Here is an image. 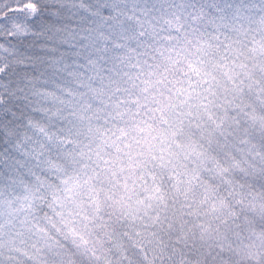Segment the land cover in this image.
<instances>
[{"label":"snow or ice","instance_id":"snow-or-ice-1","mask_svg":"<svg viewBox=\"0 0 264 264\" xmlns=\"http://www.w3.org/2000/svg\"><path fill=\"white\" fill-rule=\"evenodd\" d=\"M0 264H264V0H0Z\"/></svg>","mask_w":264,"mask_h":264}]
</instances>
